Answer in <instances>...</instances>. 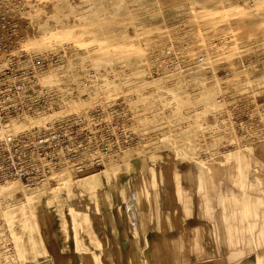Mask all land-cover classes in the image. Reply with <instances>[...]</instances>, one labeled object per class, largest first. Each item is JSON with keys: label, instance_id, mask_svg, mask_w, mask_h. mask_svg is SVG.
Segmentation results:
<instances>
[{"label": "rangeland", "instance_id": "obj_1", "mask_svg": "<svg viewBox=\"0 0 264 264\" xmlns=\"http://www.w3.org/2000/svg\"><path fill=\"white\" fill-rule=\"evenodd\" d=\"M16 2L21 12L37 1ZM39 5V17H19L23 40L41 31H59L70 53L81 47L75 42L83 37L88 50L82 47L74 61L81 67L93 65L96 83L102 86L114 78L127 85L124 92L137 96V102H129L139 106L145 128L161 138L150 141L145 153L111 160L59 186L57 194L46 183H12L19 193L0 195V264H51L46 258H51L49 243L55 239L65 244L64 249L72 239L75 247L87 251L90 244H100L93 231L99 221L127 213L130 205L132 211L151 214L152 222L163 219V230L180 224L183 261L264 264V140L235 146L232 135L253 140L264 135L236 132L233 123L239 105L244 111L253 106L264 115V0H45ZM53 54L58 57L55 63L63 59ZM164 56L177 58L181 68L152 77L150 71ZM111 61L121 73L128 68L130 78L109 72ZM229 111L232 125L224 130ZM200 168L208 175L203 186L198 185L203 180L197 177ZM91 175L99 177L98 185H77ZM25 192L34 224L27 206L17 211ZM206 194L211 197L209 210ZM239 196L245 230L239 227L240 213L226 218L230 206L239 207ZM169 212L187 217L195 213L198 218L189 223L173 220L171 225ZM60 214L68 220V234L60 232ZM44 215L50 225L48 245L46 226L39 219ZM227 221L237 229L228 230Z\"/></svg>", "mask_w": 264, "mask_h": 264}, {"label": "built area", "instance_id": "obj_2", "mask_svg": "<svg viewBox=\"0 0 264 264\" xmlns=\"http://www.w3.org/2000/svg\"><path fill=\"white\" fill-rule=\"evenodd\" d=\"M16 1L0 0V189L8 181L24 187L57 184L66 172L84 175L149 150L150 141L161 136L145 128L138 105L122 98L102 105L91 101L94 69L84 73L79 85L67 88L72 108L63 110L60 94L39 80L58 57L23 48ZM163 58V67L154 68L152 77L181 68L177 58ZM242 106L233 112L236 132H264L260 111Z\"/></svg>", "mask_w": 264, "mask_h": 264}, {"label": "crops", "instance_id": "obj_3", "mask_svg": "<svg viewBox=\"0 0 264 264\" xmlns=\"http://www.w3.org/2000/svg\"><path fill=\"white\" fill-rule=\"evenodd\" d=\"M197 177L203 178L201 182L197 179L198 185L202 184L203 186L208 181L206 171L201 168ZM240 198L239 196V207L230 206L227 212L231 215H226V218H234L236 213H240V218L241 216L242 218L239 227L245 230L243 226H245L246 221L240 212L242 211ZM210 199V195L206 194L207 210L211 209L210 203H208ZM249 200L252 203V199ZM120 202L126 203L125 200H120ZM130 208L132 209V205L129 206L127 213L121 212L120 215L99 221L98 225L100 226L95 227L93 231L100 240V244L97 245L96 242L92 241L94 243L89 245L87 251L75 247L72 239L67 242L66 249H64L65 244L63 242L56 243L55 239L54 243L49 240L51 258H46V260L49 259L51 264H204L202 261L192 259L190 261L182 260L184 250L179 245L181 241L185 243L184 230L180 229V224L177 226L173 224V220L187 221V223L192 219L195 221L198 218L195 213L193 216L187 217L184 213L169 212L167 219L173 226L163 230V219L155 223L151 221L154 220V217L147 211L142 209L132 211ZM232 226L236 229L238 227L233 221H227L226 228L229 230L232 229ZM49 227L48 229L45 227L46 231L43 232L46 245H48L47 232ZM86 240L89 241L87 237ZM168 242H171L172 246ZM175 243L177 247H174ZM188 256L190 257L189 254Z\"/></svg>", "mask_w": 264, "mask_h": 264}, {"label": "bare ground", "instance_id": "obj_4", "mask_svg": "<svg viewBox=\"0 0 264 264\" xmlns=\"http://www.w3.org/2000/svg\"><path fill=\"white\" fill-rule=\"evenodd\" d=\"M36 1L39 2V4H41L45 0H36ZM37 2H36V4H37ZM36 4L30 3L29 10L27 8L26 10L21 11L18 14V19H19L20 15L25 16L26 18H33V17L37 18V17H39L40 12H38V11L41 9L42 6H40L39 4H37V5ZM42 9H43V7H42ZM24 20H25V18H24ZM20 21L21 20L19 19V31L23 34L24 33V30H23L24 29V27H23L24 23H21ZM21 28H22V30H21ZM83 29L84 28H82V32H83ZM41 32H42V34H40L39 36H34V37H31L28 39L24 38L22 46L25 50L31 51L37 55L57 53L59 56L61 55L63 57V59H61L59 62L55 63V65L51 64L44 71H42L39 74V80L43 85H45V86H47L53 90H56L60 94L61 100H62V108L64 111H68L69 109L72 108V105L70 103H68V101H67V97H66L67 88L72 86V85H79L80 79L85 73V69H87V68L93 69L94 68V67H92L93 65L88 66L85 64L81 67L79 60L74 61V58H73L74 55H77L78 53H80V49L82 47H84L86 50H88L85 43H84V42H86V40L83 37L76 40L75 44H80L81 47H78L79 49L75 48L74 52L67 53L65 50L66 43H64L66 37H65V35H63V33L59 32V31H55V32L54 31H51V32L41 31ZM77 46H79V45H77ZM110 50L111 49H109L107 51L109 52ZM99 51L105 53L103 51V49H100ZM203 59H204V57H203ZM117 62H118V64L120 63V61H117ZM115 64H116L115 61H111L109 63V69H108L109 72L112 71V73H117L124 80L130 78L131 72L128 68L126 69L125 72L121 73L120 72L121 69H117L116 68L117 65H115ZM121 64L125 66L126 61L122 62ZM163 65H164V61L161 65H157V66L163 67ZM85 66H86V68H85ZM157 66L155 65V67H157ZM155 67H153V68H155ZM134 73H136V72H134ZM104 75L105 76L107 75L106 71H105ZM101 76H103V75H101ZM102 84H103V82H97V83L95 82V84L93 86L92 93H91V101L93 103H98V104L102 105V104H106V103H108L114 99H117L118 97L125 99L127 101H130V102H137V96L135 94H133L130 91L127 92V94H125V92H124L125 87L127 89H129V88L124 83H122V82L120 83L119 79L118 80H117V78L110 79L109 84H108V82L104 86H102ZM217 101H221V98H217ZM140 114H141V112H140ZM230 114H231V112L229 111V115L227 116V118L226 117L223 118L224 130H228L231 128L232 119L230 118ZM263 116L264 115H262V113H261L262 118H264ZM22 124L23 123H21L20 125H22ZM261 133H264V132L257 131L255 134H256V136L259 137V135ZM232 135L236 139V142H235L236 145L235 146H237V144H239V145L241 144V146H245L246 144L258 143L261 140H264V135H261V137L257 138L258 140H253L255 138H251L252 136H250V137L247 136V138H248V140H247V138H242V137L238 136L237 134H232ZM232 135H230V136H232ZM240 141H241V143H240ZM105 170L106 169H103L101 171H105ZM91 173H94V172L87 173V175L91 174ZM80 177H81V175L78 176V175H73L70 172H66V173L59 176V178H58L59 181L57 184H49V183H46V184L49 185V187H50L49 191L50 192L52 191V192H54L53 194H57L58 193L57 188L59 186L62 187L63 185H66L69 182L73 183V181H76ZM74 178H76V180ZM89 178L90 179L83 180L80 183H77V185H79V186H83L84 184L91 185V184H93L92 182H97V185L99 184L98 181L96 180L99 177L95 178L93 176L92 177L89 176ZM12 183H19V182H16V181L6 182L0 189V195H1V193H3L5 196H9V194L11 195V192H13V191H14V193H16L17 190L16 189L14 190ZM19 184H21V183H19ZM100 185H102V184L100 183ZM18 191H19V189H18ZM18 191H17V193H19ZM29 196L30 195H28L26 192L22 193V196H20V197H22V198H20L21 201L17 204V208H18L17 211L19 213H21L22 209H23V211L26 209V211H29L30 219H32V215H31L29 207H28L30 204L29 203V200H30ZM25 206H27V208L24 209ZM74 207H76V206L75 205L72 206V208H74ZM12 210H13V212H15V207ZM2 213L5 215L6 211H4ZM39 219L43 220V224L46 226V228H48L50 226L46 215H44L43 218H39ZM59 220H60V222H59L60 232L64 231L65 234H68V220L66 219V216L64 214H60ZM4 221H5V218H4ZM34 221L36 222V219ZM34 221L32 219L33 224H34Z\"/></svg>", "mask_w": 264, "mask_h": 264}]
</instances>
